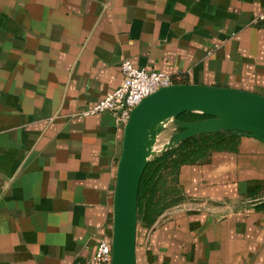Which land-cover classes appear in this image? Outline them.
I'll use <instances>...</instances> for the list:
<instances>
[{
    "label": "crops",
    "instance_id": "0c3cea01",
    "mask_svg": "<svg viewBox=\"0 0 264 264\" xmlns=\"http://www.w3.org/2000/svg\"><path fill=\"white\" fill-rule=\"evenodd\" d=\"M263 12L264 0H0V264H77L112 238L123 128L80 113L121 85L123 59L264 95ZM179 181L182 210L141 251L138 226V264H158V244L159 264H264L263 140L240 136Z\"/></svg>",
    "mask_w": 264,
    "mask_h": 264
},
{
    "label": "water",
    "instance_id": "95a60500",
    "mask_svg": "<svg viewBox=\"0 0 264 264\" xmlns=\"http://www.w3.org/2000/svg\"><path fill=\"white\" fill-rule=\"evenodd\" d=\"M183 113L208 117L186 121L180 119ZM171 123L176 132L158 148L160 137ZM212 133L264 141V95L233 87L175 83L145 97L132 109L123 128L114 191L111 264H138L139 190L150 161L191 137Z\"/></svg>",
    "mask_w": 264,
    "mask_h": 264
},
{
    "label": "trees",
    "instance_id": "16d2710c",
    "mask_svg": "<svg viewBox=\"0 0 264 264\" xmlns=\"http://www.w3.org/2000/svg\"><path fill=\"white\" fill-rule=\"evenodd\" d=\"M207 117L201 113H183L180 119L198 121ZM239 137L230 133L200 134L154 157L147 165L141 180L138 224L147 229L151 228L168 208L185 200L179 181L183 165L205 162L214 151L233 150Z\"/></svg>",
    "mask_w": 264,
    "mask_h": 264
},
{
    "label": "built area",
    "instance_id": "2783aa9c",
    "mask_svg": "<svg viewBox=\"0 0 264 264\" xmlns=\"http://www.w3.org/2000/svg\"><path fill=\"white\" fill-rule=\"evenodd\" d=\"M264 23V12L257 18ZM123 80L121 85L106 94L93 107L83 111L80 115H88L96 112H110L116 122L124 128L130 118L131 111L145 97L156 92L162 87L173 85L176 82L169 73L136 67L130 59L121 62ZM112 238L101 240L93 256L85 262L77 264H111Z\"/></svg>",
    "mask_w": 264,
    "mask_h": 264
},
{
    "label": "rangeland",
    "instance_id": "374dc122",
    "mask_svg": "<svg viewBox=\"0 0 264 264\" xmlns=\"http://www.w3.org/2000/svg\"><path fill=\"white\" fill-rule=\"evenodd\" d=\"M174 132H176V126L175 124L171 123L169 124L167 130L162 134V136L160 137V140H159V143H158V148L161 147V145L167 141V139L169 138V136L171 134H173ZM183 206L180 205V204H175L173 206H171L170 208H168L157 220V222L151 227V228H148L149 230H147V232H144V234H140V240L142 241L140 243V251H141V248H143V246L147 245L148 246V240H150L151 238V235L153 233L154 230L156 229H159L160 227V223L163 222L166 218H171V217H175L177 215V212L182 210ZM138 226L141 228H146V227H143L142 225L138 224ZM159 236V234H158ZM146 238V239H145ZM157 249H156V256L158 257L159 261H158V264L160 263V260H161V253L162 255L165 257L164 255V251L161 249V246L158 244L157 245ZM173 250H174V254H175V250H176V247L174 246L173 247ZM140 257H141V254H140ZM174 257H176V255H174ZM157 264V263H156Z\"/></svg>",
    "mask_w": 264,
    "mask_h": 264
}]
</instances>
